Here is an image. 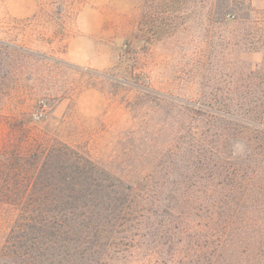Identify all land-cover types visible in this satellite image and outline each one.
<instances>
[{"label": "rangeland", "instance_id": "1", "mask_svg": "<svg viewBox=\"0 0 264 264\" xmlns=\"http://www.w3.org/2000/svg\"><path fill=\"white\" fill-rule=\"evenodd\" d=\"M32 153L43 184L106 178L122 209L135 190L179 207L191 173H252L264 233V0H0V264L55 261L11 254L5 173ZM120 247L91 264H143Z\"/></svg>", "mask_w": 264, "mask_h": 264}, {"label": "trees", "instance_id": "2", "mask_svg": "<svg viewBox=\"0 0 264 264\" xmlns=\"http://www.w3.org/2000/svg\"><path fill=\"white\" fill-rule=\"evenodd\" d=\"M32 158L24 166L14 163L21 173H5V199L19 212L12 230L19 240L10 243L14 258L37 259L45 252L54 264H91L93 250L102 249L97 256L105 262L109 254L117 260L124 245L135 247L143 264H264L262 223L250 208L252 173H191L182 198L175 197L181 209L169 205L170 197L158 211L145 207L135 190L134 210L119 208L106 193V178L90 173H52L55 186L49 183L54 175L44 173L43 184L42 173L35 172L38 158L33 153Z\"/></svg>", "mask_w": 264, "mask_h": 264}, {"label": "built area", "instance_id": "3", "mask_svg": "<svg viewBox=\"0 0 264 264\" xmlns=\"http://www.w3.org/2000/svg\"><path fill=\"white\" fill-rule=\"evenodd\" d=\"M42 116V113H39V117H41ZM36 118H38V117H36Z\"/></svg>", "mask_w": 264, "mask_h": 264}]
</instances>
